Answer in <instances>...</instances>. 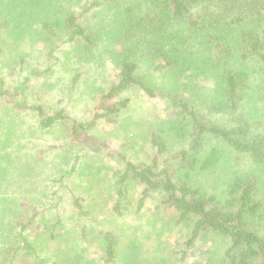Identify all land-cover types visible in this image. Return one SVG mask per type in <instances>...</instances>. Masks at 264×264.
<instances>
[{"label":"trees","instance_id":"1","mask_svg":"<svg viewBox=\"0 0 264 264\" xmlns=\"http://www.w3.org/2000/svg\"><path fill=\"white\" fill-rule=\"evenodd\" d=\"M63 81L89 118L35 102ZM198 242L264 264V0H0V264H185Z\"/></svg>","mask_w":264,"mask_h":264},{"label":"rangeland","instance_id":"2","mask_svg":"<svg viewBox=\"0 0 264 264\" xmlns=\"http://www.w3.org/2000/svg\"><path fill=\"white\" fill-rule=\"evenodd\" d=\"M46 65L44 64L43 68H45ZM116 74L115 70H111L109 72V75L111 78L114 77ZM55 83L57 82L56 77L51 79ZM81 90L79 88L75 89L74 91L70 89V87L67 85V82H59L58 84H51L49 87H47L46 91L42 93V97H38L35 102L42 103L46 106L47 113H54L57 110L63 109L66 114H68L71 117H78L80 119L82 118H89V112L88 107L92 105L88 99L80 94ZM131 96L134 100V111L136 114H143L144 112H147L149 114H162L163 113V102L161 100H151L148 99L146 96H143L140 92H132ZM32 114L30 116H26L21 118L20 126L23 129L25 136H29L30 131V124L36 122V117H32ZM103 130L97 131L99 135H105L107 136V139L109 138L114 140V146L116 148H122V142L121 138L117 137V132L114 128L116 127L115 123H107V125L102 124ZM123 132H119V134H122ZM62 134V133H61ZM62 135H60L57 130L51 134L44 135V138L41 139L42 143H44L45 147L50 146L51 155L48 154L46 158L48 160H64L63 158L59 157V153H62L63 151H66V148L64 147V142L61 139ZM31 137H35V135H31ZM123 139V138H122ZM47 144V145H46ZM59 147H57V145ZM32 144L28 145V147H31ZM79 153L83 155L84 158H89L91 154H95V156H91L90 160H103L105 159V152H96L92 150V148L84 147L82 145H79L78 148ZM76 149V150H77ZM35 152V150L33 149ZM48 151V152H50ZM71 152V151H70ZM33 153V152H31ZM50 155V156H49ZM145 155V154H144ZM67 160V159H65ZM107 160H112V158H108ZM41 160H33L34 164L39 163ZM41 161L40 163H42ZM39 168V165L37 166ZM210 247L209 244H205L202 242H198L195 248L192 250H189L188 257L186 259L185 264H207V251Z\"/></svg>","mask_w":264,"mask_h":264}]
</instances>
